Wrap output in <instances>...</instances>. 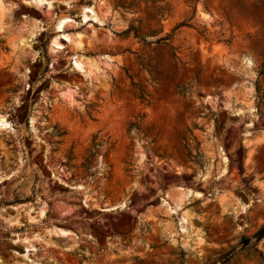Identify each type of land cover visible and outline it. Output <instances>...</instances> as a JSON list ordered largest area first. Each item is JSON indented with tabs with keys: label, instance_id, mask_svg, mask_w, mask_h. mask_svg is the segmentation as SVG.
I'll return each instance as SVG.
<instances>
[{
	"label": "rangeland",
	"instance_id": "rangeland-1",
	"mask_svg": "<svg viewBox=\"0 0 264 264\" xmlns=\"http://www.w3.org/2000/svg\"><path fill=\"white\" fill-rule=\"evenodd\" d=\"M0 264H264V0H0Z\"/></svg>",
	"mask_w": 264,
	"mask_h": 264
},
{
	"label": "bare ground",
	"instance_id": "bare-ground-1",
	"mask_svg": "<svg viewBox=\"0 0 264 264\" xmlns=\"http://www.w3.org/2000/svg\"><path fill=\"white\" fill-rule=\"evenodd\" d=\"M64 23H65V20L64 19H62V20L59 21V23H58V29L59 30H61L63 28ZM54 43H55V45H57L59 47V43L58 42L54 41ZM65 234H66V232H65Z\"/></svg>",
	"mask_w": 264,
	"mask_h": 264
}]
</instances>
